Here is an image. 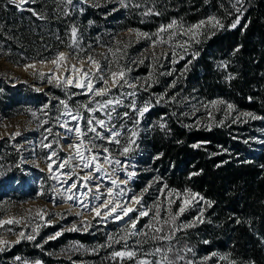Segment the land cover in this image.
Here are the masks:
<instances>
[{
  "label": "trees",
  "instance_id": "trees-1",
  "mask_svg": "<svg viewBox=\"0 0 264 264\" xmlns=\"http://www.w3.org/2000/svg\"><path fill=\"white\" fill-rule=\"evenodd\" d=\"M88 1L73 0L68 4L67 0H36L25 4L26 8L21 10L10 0H0V53H10L0 56L12 63L20 60L23 64L28 60L22 58L39 59L57 48L68 51L70 28L75 25L84 46L91 44L95 51L98 47L106 51L100 45L115 47L114 37L123 42L131 38L128 57L135 60L139 58L136 53L145 49L148 41L141 39L137 43L132 36L120 35L123 31L139 29L154 33L161 24L166 25L173 19L187 26L208 16H216L224 24L223 29H205L201 42H193L187 53L176 49L178 63H171L172 49L164 46V51L169 52L168 59L159 61L163 66L155 69L156 82L148 91L139 90L136 100L138 106L146 100H151L154 106L139 124L133 123L135 113L127 107H119L118 113L128 111L131 117L113 115V120L123 121L121 144L104 143L110 151L120 152L119 147L131 134L129 130L137 128L132 150L136 154L139 149L135 156L137 175L132 185L141 192L151 183L143 198L147 207L153 208L148 200L152 202L165 184L176 190L191 189L211 201L212 206L200 201L203 223L196 222L195 227L177 232L170 242L153 241L151 233L149 237L133 236L141 241L131 246L137 253L133 259L111 256L121 248L123 240L107 246L110 235L120 240L121 230L117 225L121 227V223L97 224L87 231L62 230V235L50 240L47 236L57 227L54 223L41 226L35 240L13 242L0 251V264H35L36 261L40 264H135L137 258L148 257L157 247L163 248L175 264H186V261L264 264V119L241 115L232 122V115L225 118L214 114V120L210 121L208 115L206 119L201 115L207 113L204 104L220 98L235 106L232 114L251 112L256 117H264V0H243L242 5L236 0H125L127 7L122 6L120 0ZM136 4L140 7H134ZM237 7L241 8L243 17L233 29L230 25L239 15ZM29 9L44 18H38ZM148 9L159 15H144ZM210 32L214 34L209 38ZM164 35L166 37L167 33ZM237 47L239 51H235ZM192 52L199 55L193 59ZM180 54H184L185 59L179 60ZM222 62H227V69L221 67ZM120 64L128 65V61L121 59ZM129 66L133 69L130 78L146 77L150 71L148 60L144 65ZM173 69L172 75H160ZM229 74L234 78L229 80ZM174 80L175 87H169ZM54 90L56 101L68 99L63 88ZM165 92V100L156 104L157 96ZM174 95L175 102H169ZM43 98V91L38 93L28 85H9L0 79V115L3 117L26 114L38 124ZM128 103L129 100L125 105ZM69 105L75 109L73 98ZM193 106L204 110L193 112ZM29 109L34 110L36 118ZM197 120L199 125L195 123ZM221 120H224L223 125L218 123ZM161 123H166L167 128L161 129ZM208 124L212 125L211 130ZM255 135L262 141L258 143ZM194 144L200 147H192ZM18 145V138L0 137V199L23 200L27 196L16 188H8L23 176ZM194 172L199 175L190 178ZM199 214L196 209L187 210L183 219L190 223ZM148 218L140 219L138 229L148 231L144 228ZM169 248L171 251H167ZM188 248L192 251H187ZM155 256L161 257L160 254ZM178 256L184 259H177Z\"/></svg>",
  "mask_w": 264,
  "mask_h": 264
},
{
  "label": "snow or ice",
  "instance_id": "snow-or-ice-1",
  "mask_svg": "<svg viewBox=\"0 0 264 264\" xmlns=\"http://www.w3.org/2000/svg\"><path fill=\"white\" fill-rule=\"evenodd\" d=\"M36 0H10V3L15 5L18 9L23 10L25 4L35 3ZM73 0H67L68 4H72ZM82 3H87L88 0H81ZM237 4L242 5L243 0H236ZM120 4L124 7H127L125 0H120ZM134 7H140L139 4L134 5ZM235 7V5H234ZM32 11L33 15L38 16V18L43 19L44 17L39 16L34 9H29ZM236 12L239 13L233 23H231L230 28H236L243 17V12L240 7L236 8ZM144 15H159L158 12H153L152 9H148L143 13ZM246 27V25H245ZM224 24L216 16H208L205 19L198 21L192 25H183L178 23L177 20L173 19L168 24H161L156 32H142L139 29H128L130 37L132 34L135 35V41L140 42L141 39L148 41V46L143 49L140 53L138 59L132 60L128 57V48L132 45L131 38L127 42L113 38L115 41V47L111 45H100L105 47V52L97 53L95 52L93 45L89 44L84 46L81 38L78 35V28L73 25L70 28L69 42L66 47L68 51H62L60 49H55L49 56H42L38 60L30 58H22L28 60L22 64V67L27 72L29 69H32V72L29 73L34 78L39 79L40 81H46L48 84H53L58 88H63L68 95V99H60L59 104L63 106V111L61 116H67L71 121H74L75 124H70L68 120L59 123L61 116L56 117L59 127L65 130L64 139L66 141H71L67 143V148L69 152L63 157L58 156V152L53 149V143L57 144L60 148V151H63V145L60 144L59 140H54L49 143H42V147L45 149H51L49 154L46 157L47 168L49 173H51V179L55 180L58 184H68V180L73 176L77 177L71 184H69L62 192H57L56 195L52 197V203L56 206L59 199L60 202L70 203L72 207H77L80 211L75 213L76 217H83L84 213L91 212L93 214V219L102 218L107 220L109 218L114 220H123L125 217H128L127 229L124 231V235L120 237V240H116L113 236L108 237V247H111L112 243H120L121 240L125 241L124 250L113 251L111 256L113 258H120L123 260L125 257L128 259H133L137 256L135 250H129L127 247L126 241L128 237L132 236H144L149 237L155 240H167L171 241L175 238V234L179 231H182L186 228L195 227L196 222L203 223V209L200 210V214L193 219L190 223H181L177 224L179 217L184 214L187 208L192 206L193 203H199L203 201L208 207L212 206V202L206 200L201 194L193 192L191 189H185L183 193L178 192L175 189H170L167 192L168 205L164 209L167 212L168 218L161 216V205L157 202L153 207L155 211L152 212V208L144 206L142 204L145 193L148 192L149 188L152 187L151 183L146 186L139 195L133 194L127 200H121L120 197L125 195V189L120 188L119 191L114 192L115 188H119L120 184L127 185L128 181L137 175L135 171H128L129 165L127 161L122 162L120 159L115 158L110 149L103 144H97V140L106 141L108 144L120 145V137L123 135L121 129L124 127L121 124L119 127L113 122V113H116L117 117L120 118H131L129 117V112L125 111L122 114L118 113L116 110L118 107H127L131 112L136 114V119L133 120L134 124H139L140 120L148 113L151 108L154 106L151 100H146L141 106L137 105L135 97L138 95V91H148L153 83L156 81L153 79L155 75V69L157 66L162 67L163 65L159 64L161 59H168L169 52L161 51L157 53L156 49L158 47L167 46L171 51V63L175 64L179 61L176 59L178 53L176 49L181 50V53H187L188 49L191 47V44L194 42L199 44L201 42L200 37L205 35V29H223ZM165 33L167 36L165 37ZM214 32H210L208 37L210 38ZM178 37H187L183 41L178 40ZM61 43H64L61 41ZM151 50V56L144 55L145 52ZM235 51H239V47ZM2 55H10V53H0ZM192 58L195 59L199 53L192 52ZM100 57V58H97ZM125 59L128 61V65H121L120 60ZM185 59L184 54L179 55V60ZM75 61L74 63H69V61ZM150 61V71L146 77H136L130 78L129 73L132 72V67L129 65H144L145 61ZM37 63L40 65L51 64L53 68L49 72H43L37 69ZM191 63V61H188ZM16 66H21L20 60L15 61ZM87 65V67H85ZM221 67L227 69V62H222ZM62 70V71H61ZM167 73H160V75H172V71ZM185 70H187V65H185ZM234 77L229 74L228 79H233ZM151 81V82H150ZM176 81H172L169 87H175ZM111 85V86H110ZM125 87L130 89L128 92L122 91ZM75 88L80 89V92H68L69 89ZM113 89L119 91V95H116L113 92ZM39 91V89H37ZM76 95H86L89 97L88 102L80 103L77 108H72L69 105V100ZM178 95V94H177ZM167 92L162 93L157 96L155 103L159 104L161 101L165 100ZM99 97L100 99H96ZM132 98L131 102L127 105L124 104V98ZM251 99V98H249ZM175 95L169 98V102H175ZM219 105H226V111L224 113L225 118L234 110V105L223 99H214L209 101L207 104H204L203 107L207 110L209 106L212 108H217ZM47 107V105H45ZM84 110V113L88 115L85 116L80 109ZM199 111L193 106V112ZM100 112L105 118H100L95 114ZM182 115H187V113H182ZM209 120H214V116L211 111L207 112ZM243 116H248L253 119H264V117H256L251 112L241 113ZM31 116L36 118V113L32 112ZM239 117H237L238 119ZM42 123H48L47 120ZM197 125L200 124V121L195 122ZM220 125H223L224 120L218 122ZM84 124L86 127H82ZM161 129H166V123H161ZM211 124L207 125L208 130H211ZM190 127V125H186ZM46 131L51 134L52 129L48 128ZM131 131V136L128 139V143L123 145L120 148V155L127 156L132 150V146L135 145V137L138 133L135 130ZM89 133L92 135L89 136ZM70 134V135H69ZM21 133L16 131L14 134L10 135L11 139L20 136ZM59 135V134H57ZM47 140V136L44 137ZM207 143V142H205ZM194 148H199L200 144L192 145ZM99 149L100 151H97ZM103 153L104 155H102ZM162 155V154H161ZM53 157L59 159V163L56 167V172H60L65 168L69 169L67 172H60L62 176L67 177V179L61 182L60 176H57L53 170V164L56 163V160ZM159 159V156L156 157ZM101 160L103 163H101ZM104 164L109 165L112 168V171H117L118 169L123 171L125 174V179L119 180L118 178H111L108 169L104 167ZM77 168H80L85 174L80 175L76 171ZM101 174V175H97ZM109 176L110 187H107L106 192H101V185L96 183L102 179L103 176ZM193 175H199L198 172L190 174V178ZM159 180V178H157ZM95 184V192L93 193L92 184ZM167 188L165 184L163 188L159 189L161 193L164 189ZM81 189H86L82 191ZM53 191H56L55 186H53ZM44 191L41 189L38 192V195H44ZM175 197L176 199H173ZM179 200L178 209L173 212L171 205ZM137 205V207H131L130 205ZM31 210H29L30 212ZM130 213H137L136 216H131ZM151 214V215H150ZM36 215L40 217L41 220H44L45 223L51 224L52 221L46 220L48 215H60V217L66 218L62 214L49 213L45 209H37ZM68 215H71L69 212ZM150 217L149 223L144 225V228L148 231H142L137 228V225L141 218ZM24 217H8L0 218V229H4L6 226L10 225H19L24 221ZM239 222V221H238ZM80 224L83 226V230L87 231L91 227V221L81 220ZM165 225L168 226V231L165 232ZM6 230L10 233H13L11 227H7ZM66 231H78L80 230L77 227V224L73 223L71 228L65 229ZM32 233L38 234L37 228H32ZM17 236V239L14 243H20L21 240H35V235L27 234L26 231L21 230L18 233H13ZM62 235L61 231H57L54 235L49 236L48 239H56ZM47 242V241H45ZM147 242V241H144ZM13 242L0 237V251H4L6 247L10 246ZM137 244H140L141 241H137ZM207 243V241H205ZM103 247V245H101ZM167 251H171L169 248ZM187 251H192L191 248H188ZM160 254L161 258L159 260H148L136 259V264H175L174 261L170 260L167 256V253L163 248L157 247L153 250L150 255ZM213 256L217 255L216 253L212 254ZM17 260H20V257H16ZM177 259H184L182 256H178ZM221 259H226V257H221ZM35 264H40V261H36ZM186 264H193V261H186Z\"/></svg>",
  "mask_w": 264,
  "mask_h": 264
},
{
  "label": "rangeland",
  "instance_id": "rangeland-1",
  "mask_svg": "<svg viewBox=\"0 0 264 264\" xmlns=\"http://www.w3.org/2000/svg\"><path fill=\"white\" fill-rule=\"evenodd\" d=\"M120 35L122 36L126 35V37L130 36L128 30L121 32ZM131 36L133 38V41H135V35L132 34ZM61 50L67 51L65 49H61ZM164 50L165 49L163 47L162 48L158 47L156 49L157 53H160L161 51H164ZM95 52L100 53L103 51L100 47H98ZM140 53L141 51L136 53L138 57L140 56ZM147 53H148V56H151V50H149L148 52H145L144 54H147ZM97 58H100V57H97ZM132 59L134 60L133 57ZM74 62L75 61H71V60L69 61V63H74ZM37 64L39 65V66L37 65V69L40 71L46 72V73L49 72L53 68L51 64H47V65H40L39 63ZM85 67H87V65H85ZM31 72H32V69H29L26 72L24 68L22 67V64L21 66H16L15 63H12L8 61L5 57L0 56V79L1 80L6 81L7 84L9 85H15V84L28 85V86H31L35 91L39 89V91H43L44 93V98H43L44 100L41 103L43 106L42 112H41V118L38 124H34L31 121L30 116L26 114H18V115L10 116V117H3L0 115V137L7 136L10 138V135L14 134L16 131H19L21 133V135L15 137V139L16 138L19 139V145L17 146V148H19V151L21 153V166H22L23 176L21 177V179L9 185L8 188L9 189L16 188L19 191H23L27 195L26 198L23 200H17L14 198H1L0 199V218H8V217H16V218L24 217L25 218V220L22 221V223L19 225H10V226H6L4 229H0V237H3L4 239H7L11 242H15V240L17 239V236L13 233H18L19 231L24 230L26 231L27 234L36 235L32 233L33 227H36L37 231L39 232V230L41 229V226L52 225L54 223H57V227L52 232H50L47 237L54 235L57 231H62V230L71 228L73 223L77 224V227L80 229V231H84L83 226L80 224V221L82 219L91 221V227L97 224H105L110 221H116L118 223H121L122 224L121 227L117 225V228L118 229L120 228L121 230L120 235L123 236L124 231L127 229L128 217H125L123 220H119V221L111 219V218L107 220H104L102 218L93 219V214L91 212L86 211L83 217L78 218L76 217L75 213L77 211H80V209L77 207H72L70 203H63V202H60L58 199L56 206L53 205L52 197L56 195L57 192H62L64 188H66L69 184H71L74 180H76L77 177L73 176L71 179H69L68 184H63V183L58 184L55 180L51 179L50 178L51 173H49L48 168H47L48 161L46 160V157L51 151V149H45L41 145L42 143H49L54 140H59L60 144L64 146L63 151H60L59 146L55 143H53V149H55L58 152L59 157H63L67 155L69 152V149L67 148V143L71 141L70 140L66 141L64 139L65 130L59 127V123H62L63 121L68 120L70 124L74 125L75 122L71 121L67 116H61V112L63 111V106L59 104L60 99H58L57 101L55 100L56 93H55L54 88L59 89L58 87L55 86V82H53V84H48L46 81H40L39 79L31 76L29 74ZM39 91L37 92L39 93ZM80 91H81L80 89H75V88H71L68 90V92H80ZM122 91L128 92L130 91V89L125 87ZM113 92L116 95L120 94L119 91H117L116 89H113ZM138 94H139V91H138ZM66 96L68 97L67 94ZM81 96L82 95H76L72 97L74 104H75V108H77L80 103L88 102V99H89L88 96L83 95L85 96V98H81ZM96 99H100V98L97 97ZM131 99L132 98L130 97L124 98V104L125 102L127 103L128 100L130 103ZM135 99L137 100V96ZM216 99H220V98H216ZM38 104H39V100H38ZM45 105H47V107H45ZM204 109L202 107H199V110L201 111H203ZM218 109L219 110H217V108H212L211 106H209V108L205 110L206 112L211 111L213 115L218 114L219 116L223 117L226 111V105H219ZM29 110L34 112L33 109H29ZM57 111L59 113H57ZM80 111L84 113V110L82 108L80 109ZM84 115L87 116L88 114L84 113ZM95 115L100 118L106 119V117H104L103 114L100 112H97ZM201 115H202V118L204 119L207 118V113H203ZM231 115H232L231 117L232 122H234L237 120V117L241 116V113L236 112V114H232V111H231V113L228 116H231ZM58 116H61V120L59 123L56 120V117ZM45 120H47L48 123L46 124L42 123ZM113 122L118 127L121 124H123L122 120L120 121L113 120ZM81 126L86 127V125L84 124H82ZM48 128L52 129L51 134H49L46 131V129ZM135 131L137 132V128L135 129ZM90 135L92 134L89 133V136ZM45 136H47V140L44 139ZM129 137L126 138V142L124 143V145L128 143ZM254 138L257 139L258 143L262 141L261 139H259L260 137H258V135H255ZM96 143L104 145V143H107V142L97 140ZM121 147H119L118 150H120ZM97 151H100V150L97 149ZM138 152H139V149H136V152H135L136 154H133L131 151L127 156H122L120 155V152L111 151L112 155L115 158L120 159L122 162L127 161V164L129 165L128 171H135L136 173H137V167H136L137 163H136L135 156L138 155ZM101 154L104 155L103 153ZM53 159L56 160V163L53 164V170L57 176H60V180L62 182L63 180L67 179V177L62 176L60 172H67L69 171V169L65 168L63 170H60V172H56L55 170H56L57 164L60 161L57 157H53ZM101 163H103L102 160H101ZM104 167L108 169V172L111 178L113 179L118 178V183H119V180L126 178L123 171L118 169L117 171L114 172L112 171V168L109 167V165L107 164H104ZM76 171L80 173V175L85 174L83 171H81L80 168H77ZM97 175H101V174H97ZM135 177L129 180L127 185L120 184L119 188L114 189V192L119 191L120 188L125 189V195L120 197L121 200H127L133 194L135 195L140 194V191L135 190L132 185V182L135 179ZM96 183H99L101 185V189H100L101 192H106L107 187L111 186L109 176L107 175L103 176L101 180L96 181ZM53 186H55L56 191H53ZM92 187H93V193H94L95 192L94 183L92 184ZM161 188L163 187H160V189ZM41 189L44 191L45 193L44 195H38V192ZM170 189L172 188H165L162 193L159 191V193L155 195V198L154 200H152V202H149L148 200L149 204H153L152 206H154L157 202L160 203L161 216L164 218H168L167 212L164 209L168 205L167 192ZM81 190L84 191L86 189H81ZM177 191L180 193H183L185 190H177ZM173 199H176V198L173 197ZM179 203L180 201L176 200V202L171 205V209L173 212H175L178 209ZM142 204L146 206L145 201H142ZM130 206L137 207V205H134V204ZM41 208L45 209L49 213L62 214L66 218L62 219L60 215H48L46 216L45 219L52 221V223L47 224L45 223L44 220H41L40 217L36 215V210L41 209ZM192 209H196V213L200 212L199 203H193L192 206L186 209V211L187 210L191 211ZM29 210L31 211L29 212ZM154 211H155V208L153 207L152 212ZM69 212L71 213V215H68ZM130 215L136 216L137 213H130ZM193 218H195V216ZM149 219L150 217L148 218L147 224L149 223ZM181 223H186V221H184L183 219V215H181L179 217V220L177 221V224H181ZM7 227H11L13 229V233L8 232L6 230ZM167 231H168V226L165 225V232ZM136 242L137 240L134 239L133 236L127 238L126 244L129 250H132L131 246L135 244ZM122 243L123 245L117 251L124 250L126 246L125 241ZM144 258L148 260H159L161 257L155 256V255H149L148 257L144 256L140 259H144Z\"/></svg>",
  "mask_w": 264,
  "mask_h": 264
},
{
  "label": "water",
  "instance_id": "water-1",
  "mask_svg": "<svg viewBox=\"0 0 264 264\" xmlns=\"http://www.w3.org/2000/svg\"><path fill=\"white\" fill-rule=\"evenodd\" d=\"M24 8H26V5H24ZM38 65V64H37ZM39 66V65H38Z\"/></svg>",
  "mask_w": 264,
  "mask_h": 264
},
{
  "label": "bare ground",
  "instance_id": "bare-ground-1",
  "mask_svg": "<svg viewBox=\"0 0 264 264\" xmlns=\"http://www.w3.org/2000/svg\"><path fill=\"white\" fill-rule=\"evenodd\" d=\"M106 184V183H105ZM103 185V184H102Z\"/></svg>",
  "mask_w": 264,
  "mask_h": 264
}]
</instances>
